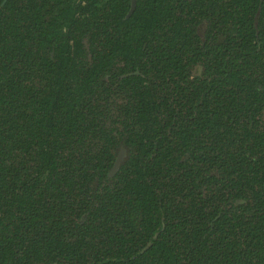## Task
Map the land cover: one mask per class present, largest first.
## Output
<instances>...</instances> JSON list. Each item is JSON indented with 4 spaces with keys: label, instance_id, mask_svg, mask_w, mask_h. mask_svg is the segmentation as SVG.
Instances as JSON below:
<instances>
[{
    "label": "trees",
    "instance_id": "1",
    "mask_svg": "<svg viewBox=\"0 0 264 264\" xmlns=\"http://www.w3.org/2000/svg\"><path fill=\"white\" fill-rule=\"evenodd\" d=\"M135 2L0 0V264H264V0Z\"/></svg>",
    "mask_w": 264,
    "mask_h": 264
},
{
    "label": "water",
    "instance_id": "2",
    "mask_svg": "<svg viewBox=\"0 0 264 264\" xmlns=\"http://www.w3.org/2000/svg\"><path fill=\"white\" fill-rule=\"evenodd\" d=\"M135 6H136V2L134 0V4H133V8L134 9H135ZM124 156H125V151L122 150L121 153H120V155H119V157H118V159H117V161H116V164H115V167H114V169L112 171V174H114L119 169L120 164H121L122 160L124 159Z\"/></svg>",
    "mask_w": 264,
    "mask_h": 264
}]
</instances>
